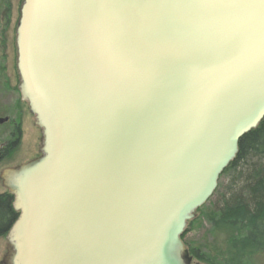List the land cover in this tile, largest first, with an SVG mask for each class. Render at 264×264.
Segmentation results:
<instances>
[{
  "label": "water",
  "instance_id": "1",
  "mask_svg": "<svg viewBox=\"0 0 264 264\" xmlns=\"http://www.w3.org/2000/svg\"><path fill=\"white\" fill-rule=\"evenodd\" d=\"M15 46L40 154L1 172L0 264H190L187 223L264 117V0H22Z\"/></svg>",
  "mask_w": 264,
  "mask_h": 264
},
{
  "label": "rangeland",
  "instance_id": "2",
  "mask_svg": "<svg viewBox=\"0 0 264 264\" xmlns=\"http://www.w3.org/2000/svg\"><path fill=\"white\" fill-rule=\"evenodd\" d=\"M22 0H0V117H8L0 123V136L11 128V120L18 122L20 136L14 150H8L6 159L0 161V172L3 169L15 167L36 158L40 152L41 133L34 124V118L29 112L26 102L21 100L16 70L15 29L19 19ZM236 179V178H235ZM229 173L218 179V186L212 196L195 211L183 232L182 240L191 257L190 264H221L217 254L223 248L230 235H217L210 219L221 205L223 197L228 194L233 183ZM3 187L0 184V192ZM6 241L0 238V260L5 254ZM197 252L199 258L193 252ZM192 252V253H191ZM248 264H264V252L249 260Z\"/></svg>",
  "mask_w": 264,
  "mask_h": 264
},
{
  "label": "trees",
  "instance_id": "3",
  "mask_svg": "<svg viewBox=\"0 0 264 264\" xmlns=\"http://www.w3.org/2000/svg\"><path fill=\"white\" fill-rule=\"evenodd\" d=\"M0 17L3 19L5 15ZM19 136L18 125L17 141ZM226 173L235 185L228 191V198L223 197L210 224L217 235H230V239L217 256L221 264H248L264 252V117L239 138L235 158L219 177ZM16 217L12 196L9 193L0 196V235L7 232ZM193 253L199 258L197 252Z\"/></svg>",
  "mask_w": 264,
  "mask_h": 264
},
{
  "label": "flooded vegetation",
  "instance_id": "4",
  "mask_svg": "<svg viewBox=\"0 0 264 264\" xmlns=\"http://www.w3.org/2000/svg\"><path fill=\"white\" fill-rule=\"evenodd\" d=\"M0 119H5V121H7L8 120V117L7 116L0 117ZM0 123H2V122H0ZM11 123H12V125H11L10 130L8 132H4L0 136V161H2V160H4V159L7 158V156H8V150L9 149L14 150L15 149V145L18 142L17 141V138H16V136H17L18 122H15L12 119L11 120ZM1 172H0V175H1ZM0 184L3 187L1 178H0ZM7 193H8V191L3 187V191L0 192V196H2V195H5L6 196ZM0 238L5 239V234L0 235ZM5 241H6V239H5ZM6 245H7V241H6ZM5 253H6V246H5ZM3 256H2V258H3ZM2 258L0 260V263L2 261Z\"/></svg>",
  "mask_w": 264,
  "mask_h": 264
}]
</instances>
